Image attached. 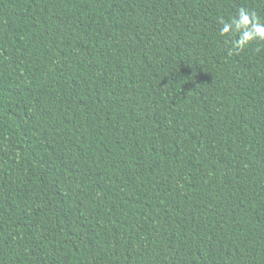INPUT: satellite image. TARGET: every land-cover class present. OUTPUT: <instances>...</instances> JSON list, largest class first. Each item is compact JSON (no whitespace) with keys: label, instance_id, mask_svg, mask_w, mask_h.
<instances>
[{"label":"trees","instance_id":"obj_1","mask_svg":"<svg viewBox=\"0 0 264 264\" xmlns=\"http://www.w3.org/2000/svg\"><path fill=\"white\" fill-rule=\"evenodd\" d=\"M241 10L264 24V0H0V264H264Z\"/></svg>","mask_w":264,"mask_h":264},{"label":"clouds","instance_id":"obj_2","mask_svg":"<svg viewBox=\"0 0 264 264\" xmlns=\"http://www.w3.org/2000/svg\"><path fill=\"white\" fill-rule=\"evenodd\" d=\"M240 16V20H248L251 19L253 21V26L252 28L249 30L248 33H245L247 39L245 40V43H247V40L250 39H254V38H261L264 39V24L259 23L256 20V17L254 16V14L252 13H248L245 10H241L239 13ZM237 27H239V23L237 22ZM221 34L222 35H226L227 34V30L226 29H222L221 30ZM236 47H242L243 45L241 44H236Z\"/></svg>","mask_w":264,"mask_h":264}]
</instances>
